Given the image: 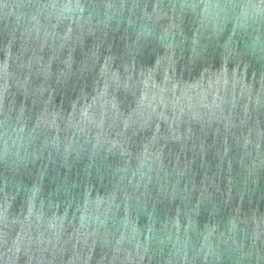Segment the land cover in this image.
I'll use <instances>...</instances> for the list:
<instances>
[{"label":"water","instance_id":"water-1","mask_svg":"<svg viewBox=\"0 0 264 264\" xmlns=\"http://www.w3.org/2000/svg\"><path fill=\"white\" fill-rule=\"evenodd\" d=\"M0 264H264V0H0Z\"/></svg>","mask_w":264,"mask_h":264}]
</instances>
